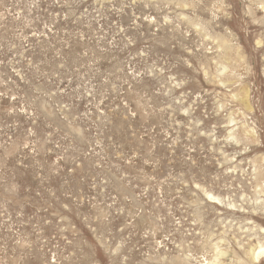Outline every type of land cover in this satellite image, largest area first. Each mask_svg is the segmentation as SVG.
Wrapping results in <instances>:
<instances>
[{
  "label": "rangeland",
  "instance_id": "1",
  "mask_svg": "<svg viewBox=\"0 0 264 264\" xmlns=\"http://www.w3.org/2000/svg\"><path fill=\"white\" fill-rule=\"evenodd\" d=\"M262 248L264 0H0V264Z\"/></svg>",
  "mask_w": 264,
  "mask_h": 264
},
{
  "label": "bare ground",
  "instance_id": "2",
  "mask_svg": "<svg viewBox=\"0 0 264 264\" xmlns=\"http://www.w3.org/2000/svg\"><path fill=\"white\" fill-rule=\"evenodd\" d=\"M246 97H247V95L244 94V102H245L246 105H248V104H247V98H246ZM230 121H231V120H230ZM261 253H264V248H262L261 251H260L259 253H257L255 256L257 257V256H258L259 254H261Z\"/></svg>",
  "mask_w": 264,
  "mask_h": 264
}]
</instances>
